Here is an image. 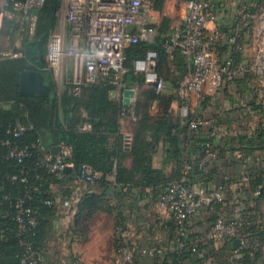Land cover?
Segmentation results:
<instances>
[{
	"label": "trees",
	"instance_id": "trees-1",
	"mask_svg": "<svg viewBox=\"0 0 264 264\" xmlns=\"http://www.w3.org/2000/svg\"><path fill=\"white\" fill-rule=\"evenodd\" d=\"M14 1L19 0H9L5 8L6 13L14 12L12 9ZM148 1L150 6L154 5V8L163 14L165 0ZM222 3V1L219 3V9L222 8ZM249 3L245 4L247 7L245 13L248 17L235 16L231 27L218 23L217 28L226 36L227 43L223 47L222 41H218L216 54L218 50L222 52L229 48V56L225 59H231L233 62L243 61L244 44L248 42L247 38H250L253 32V18L250 15L252 16L258 7L264 5V0H249ZM57 4L58 0H46L40 8L35 10L37 11L35 43L42 49L43 54L46 52L48 36L56 26ZM169 23L170 18L163 17L162 23L158 26L153 24L157 33L152 41H138L125 48L124 63L130 69L123 76V84L132 86L137 81L140 87L143 86V74L134 72L131 67L135 59L145 58L146 53L152 50L157 54L158 76L164 83L169 82L173 86L172 91L176 97L174 88L186 75L188 65L178 49L168 54L162 46L171 32ZM237 26L240 27L239 37L235 42H229L228 39L236 32ZM224 27H226L225 31ZM9 30L10 21L4 15L0 36H5ZM237 46L239 49H236ZM20 51L22 56L9 55L0 58V264H21L24 252L22 239L30 243L34 249L42 251L45 257L44 248L48 235L49 217L56 211L52 184L60 182L64 176H67L64 172L58 176L45 165V158L51 154L52 146L63 143L71 148V155L65 157L64 162L73 163L72 175H75L82 163L88 164L102 174L95 183L102 188V192L90 193L80 200L79 213L75 215V221L85 209L94 212L106 206L108 209H115L116 215L119 214L122 204L110 205V197H126L130 194L144 197L142 194H147L146 188L156 191L161 185L179 179L186 161L194 164V168L190 171L191 181L202 178L205 184H210L209 182L217 178L218 173L213 168L216 165L208 169H199L196 166V161L203 152L202 144L207 139L200 136L187 137L186 125L169 112L170 101L173 98L171 93L168 95L163 92L156 93L152 84L139 90L141 92L146 90L148 93L140 97L138 92L135 101L126 107L136 116L130 147L127 150L120 123L123 118L120 107L123 104L121 99L111 96V92L116 89V86L111 83V75L101 78L98 82L82 83L79 92L74 94L71 91V84L58 89L52 74L49 75L43 71L44 83L50 89L49 94L23 96L19 93L20 73L23 69H29L32 66L24 56V49ZM14 52L17 50L15 49ZM169 56L173 57L171 61L168 60ZM245 75L255 77L251 72ZM152 102H156L155 115L150 110ZM256 109L258 114L264 117V103L257 104ZM82 112L85 116L81 115ZM127 115L130 114L127 113L125 116ZM16 121L31 125L32 128L14 137L7 131ZM84 123H88L90 128L82 130L81 126ZM5 140H9L10 144H3ZM227 146L224 145L218 150L216 160L220 157L225 158L226 155H233L237 151L240 154L239 159L246 161L245 158L249 156L254 159L257 151L255 155H259L263 162L257 163L249 158L255 164L245 163L246 170L252 176L246 190L252 192L257 187L259 194L251 198L253 207L244 224V230L264 240V208L261 206L264 198V123H260L252 135L240 132L232 136ZM11 148L17 151L25 150L27 154L21 161H17L16 158L8 157V151ZM160 148L163 153L162 165L154 167L153 156ZM233 156L229 160L230 165L237 163V160L232 159ZM127 158L130 159L129 167L124 164ZM168 165L171 169L166 174L165 168ZM109 174H114L116 187H112V182L107 180L106 176ZM17 200H23V208H31L34 211L31 215L37 221L35 226L22 235L17 234ZM172 231L175 244L174 228ZM191 233L187 243H190L197 235V232ZM228 249L226 245L217 249L208 244L199 245L195 253L188 250L182 257H179L176 251L169 250L164 258H154L153 264H264V259L261 263L255 262L261 255L259 250H243L237 258L229 259ZM39 264L46 263L43 260Z\"/></svg>",
	"mask_w": 264,
	"mask_h": 264
},
{
	"label": "built area",
	"instance_id": "built-area-1",
	"mask_svg": "<svg viewBox=\"0 0 264 264\" xmlns=\"http://www.w3.org/2000/svg\"><path fill=\"white\" fill-rule=\"evenodd\" d=\"M45 1H14L12 9L28 16ZM175 1L184 6L186 15L180 23L171 28L162 46L168 54L178 49L187 61L188 71L178 81L174 92L179 102L181 123L186 125L187 137L200 136L207 139L202 144L203 152L196 161V166L199 169H208L211 163L216 161L217 152L213 147V140L221 135V131L215 120L199 118L192 114L191 96L203 91L211 96L216 95L223 90L226 83H232L242 74L244 66L242 62L219 60L216 57L221 33L218 28L209 33L206 24L218 22L219 3L222 0ZM8 3L9 0H0V15H6L5 8ZM150 7L148 0H69L66 10L68 34H52L46 42L45 64L51 70L55 81L62 79L64 60L69 58L71 91L74 94L79 92L82 83L98 82L109 75L112 76L111 83L123 91L126 87L122 79L129 70L124 63L125 48L138 41H152L157 33L152 23L154 16ZM244 16H247V13H243L242 17L245 18ZM239 29L237 26L236 32L228 39L229 42L236 41ZM11 56H22V53H14ZM135 67L144 72L145 81L153 85L156 93L164 89L165 83L154 71L152 60L146 63L136 61ZM252 69L256 77L264 75V49L258 53ZM133 101L134 98H131L130 105ZM126 107L125 104L120 107V114L123 117L127 113L133 115V111ZM31 128V125L16 121L7 132L18 137ZM89 128L88 123L81 126L82 130ZM3 144L9 145L10 142L5 140ZM57 147V153L47 155L44 163L52 173L60 176L66 166L72 170L73 163L64 162V158L71 155V148L63 143ZM26 154L25 150L17 151L15 148L8 151V157L16 158L17 161H21ZM193 168L194 164L186 161L179 179L161 185L156 191L145 189L151 198L152 209H155L159 216L165 214L171 222L169 225H166L162 218H150L138 227L132 221L133 218L129 217V207H124L129 213L121 209L116 215L113 227L114 256L110 264H137L145 258L162 259L169 250L176 251L177 255L182 257L186 251L195 253L199 245L206 244L214 249L228 246L229 259L237 258L243 250H259L261 255L255 262H262L264 240L244 230V224L253 207L251 198L259 194L257 187L252 192L246 190L252 178L246 166L235 167L237 169L234 172L226 173L225 177L214 185L205 184L202 178L191 181L190 171ZM101 176L99 171L85 163L80 164L74 175L75 179L86 183H96ZM106 178L112 182V187L117 186L114 174H109ZM110 200L115 206L112 197ZM22 202L23 200H17L16 203L18 235L24 234L37 222L31 215L34 211L31 208H23ZM170 228L175 231L173 246L162 241L163 233L169 230V234L171 233ZM191 232H197V235L187 243ZM236 239L239 243L234 247L233 242ZM21 244L24 246L21 264H39L45 259L44 253L34 249L27 241L22 239ZM54 264L80 262L75 257H63Z\"/></svg>",
	"mask_w": 264,
	"mask_h": 264
},
{
	"label": "crops",
	"instance_id": "crops-1",
	"mask_svg": "<svg viewBox=\"0 0 264 264\" xmlns=\"http://www.w3.org/2000/svg\"><path fill=\"white\" fill-rule=\"evenodd\" d=\"M175 1V0H174ZM229 0H222V8L218 11V22H208L206 27L209 33H212L219 24L227 25L231 27L232 22L235 19L232 12H226V8L229 4ZM240 1V0H239ZM69 0H58L57 8L55 10V16L57 17V25L53 28L52 32L49 34L62 33L64 35L68 34V23L66 20V10ZM175 8L171 9V15L173 17L177 15L183 20L186 15V10L184 14L181 13V7L183 5L178 4L176 1ZM243 3H249V0L243 1ZM242 0L239 5H242ZM240 7V6H239ZM183 8V7H182ZM182 14V15H181ZM240 14V13H239ZM181 16V17H180ZM7 20L10 21V30L9 33L5 36H0V50L4 49V43L6 48L12 53L16 48L17 52L22 53L20 49H24L28 42H32L34 37V31L37 21V11H33L30 15L24 16L18 12H9L6 13ZM245 18L248 17L244 16ZM253 18V16L250 15ZM3 15H0V28L2 24ZM181 20V21H182ZM254 22V21H253ZM226 30V27L223 29ZM253 33V32H252ZM48 36V37H49ZM219 41L221 46H225L227 43L226 36L221 34ZM256 40H254L255 42ZM20 46V47H19ZM245 50V47H244ZM243 50V52H244ZM8 53V52H7ZM244 55V53H243ZM229 56L228 50L220 52L217 51V59H225ZM4 57V56H3ZM246 57V52H245ZM1 58V57H0ZM244 58V57H243ZM172 56L168 57V60L171 61ZM149 60L153 61V69L157 73V54L155 51H148L145 58L135 59L132 64V69L136 73H141L144 75V72L137 70L135 67L136 61H142L144 63ZM244 70L242 74L236 78L232 83H226L223 90L218 92L216 95H208L205 91L200 94H195L191 96L190 109L192 114L199 118L204 119H213L215 124L220 127L221 135L213 140V147L218 153L222 147H228L227 143L232 136H235L237 133L243 132L244 134L252 135L260 123H264V117L258 114L256 109L257 104L264 103V75L262 77H256L253 72V67L249 65L247 59H242ZM31 65V64H30ZM130 69V67H127ZM129 71V70H128ZM71 60L65 58L63 65V73L60 81L56 82L58 89L65 88L66 84H71ZM253 73L255 77H247L246 73ZM149 83L145 81L143 86H139L138 82H134L132 86H127L126 88H133L135 91L134 101L136 95H138L139 90L143 89L142 87L148 86ZM151 85V84H150ZM172 85L169 82H165V88L161 93L172 94L173 98L170 101L169 112L173 115L174 118L181 120L180 111H179V102L175 97L172 91ZM122 90L116 88L111 92L112 98H117L123 100ZM156 102H152L150 105V110H155ZM82 116H85V113L82 112ZM129 121H136V116L127 115L124 116L121 123V132L124 135V145L128 150L130 147V140L132 136V130L126 129V123ZM56 146H52L50 153L53 154L52 150ZM257 154V151L255 152ZM253 159L252 156L249 158L253 159L257 163H263L259 155H255ZM234 155V156H233ZM233 155H226V157L218 158L216 164L211 163L210 167L214 166L218 176L212 182L213 185L222 180L225 177L226 173L234 172L241 165L255 164L254 161L249 158H245L246 161H243L240 158V154L236 151ZM162 149L153 156V166L161 167L162 165ZM233 156L232 159L237 160V163L230 165L227 160ZM125 166L129 167L125 164ZM170 166V165H168ZM168 166L165 168V172H168ZM219 166V167H218ZM171 167V166H170ZM229 167L230 169H227ZM170 171V169H169ZM72 170L64 172L67 176H64L60 182L58 181L55 184H52L55 213L49 217L48 222V235L45 242V259L44 263L54 264L56 261L63 257H75L79 259L80 264H110L114 256V238H113V227L116 218V210L108 209L106 206L90 212L85 209L80 213L79 218L75 221V215L79 213L78 204L80 200L90 194V193H101L102 188L95 183H86L81 182L75 179L74 175L71 174ZM144 197L138 195L130 194L126 197H112V202L116 204H122V209L129 213L124 207H129V217H132V221L140 227L146 223V219L156 218L165 221L166 225H169L171 222L167 219L165 214L159 216V213L152 209L151 198L148 194H142ZM111 205V200H110ZM131 214V215H130ZM101 219V223L99 221ZM90 222V226L87 228L85 224ZM170 231V230H169ZM168 232L163 233L162 241L163 243L174 245L173 236ZM104 237L107 238V242L104 241ZM109 244V246H108ZM111 258V259H109ZM137 264H153L151 259H141Z\"/></svg>",
	"mask_w": 264,
	"mask_h": 264
},
{
	"label": "rangeland",
	"instance_id": "rangeland-1",
	"mask_svg": "<svg viewBox=\"0 0 264 264\" xmlns=\"http://www.w3.org/2000/svg\"><path fill=\"white\" fill-rule=\"evenodd\" d=\"M243 1H246V0H242V3H243ZM228 2H229V4L226 8V12H229V13L232 12L233 13L232 15L236 16V17L243 15V13H245L244 10H245V8H247L245 5L246 3L239 5L241 3V0L240 1L239 0H229ZM249 5H251V3H249ZM252 5H253V2H252ZM175 7H177V6H176V3L174 0H165L164 6H163V14H162V13H159L154 8V5L151 4L150 10L152 12V15L154 16L152 23L156 24V26H158L160 23H162L163 17H165V16L169 17V15H171L170 14L171 9H173ZM182 7H181V13L184 14L185 8H184V6H182ZM169 18H170V23H169L170 28L175 27L182 20L177 15H174L173 17H169ZM253 21L254 22H253V26H252V31H253L252 36L250 38H247L248 42H246L244 44V47H245L244 58L248 60L247 62L252 67L254 65V62L256 61L258 53L260 52L261 49H264V5L257 8V11L253 14ZM56 25H57V22H56ZM254 40H256V41L254 42ZM0 42H1V40H0ZM5 44L6 43H4V45H3L4 49L0 50V57H3V56L5 57V56H9V55L14 54V52L12 53V51H10L6 48ZM16 49H18V48H16ZM245 52H246V57H245ZM43 71H46V73L49 75L52 74V72L49 69V67L47 66V64H45L42 72ZM147 93H148V91H146V90H143L142 92L139 91L140 97L143 96V94L146 95ZM147 108H149V107H147ZM154 109L156 110V107ZM155 110L152 109V111H151V113L153 115L156 114ZM134 123H135V121H129L128 123H126V129L127 130L130 129V131H131L133 125H135ZM129 163H130L129 158L124 160V164L128 165ZM169 169H171L170 166H168V171H169ZM261 206H262V208H264V198L261 201ZM99 221L101 223L102 220L99 219ZM87 226L88 227L90 226V222H88V224H85L86 228H87ZM104 241L107 242V238L104 237ZM107 243H109V241ZM108 246H109V244H108ZM109 259H111V258H109ZM109 262H111V260Z\"/></svg>",
	"mask_w": 264,
	"mask_h": 264
},
{
	"label": "water",
	"instance_id": "water-1",
	"mask_svg": "<svg viewBox=\"0 0 264 264\" xmlns=\"http://www.w3.org/2000/svg\"><path fill=\"white\" fill-rule=\"evenodd\" d=\"M35 38L33 39V44H28L24 48V56L32 68L23 69L20 73L19 78V93L23 96H31L34 94H40L47 96L49 94V86L44 83V76L42 75V70L44 69L46 60L42 52V49L35 43ZM123 100L122 103L125 105H130L131 98L134 97L135 91L133 88H125L122 92ZM59 147H55L52 152L57 153ZM70 167L66 166L64 172H68ZM239 240L236 239L233 242V246L237 247Z\"/></svg>",
	"mask_w": 264,
	"mask_h": 264
}]
</instances>
